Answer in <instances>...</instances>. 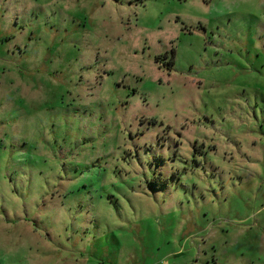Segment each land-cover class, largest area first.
I'll list each match as a JSON object with an SVG mask.
<instances>
[{
    "label": "rangeland",
    "instance_id": "obj_1",
    "mask_svg": "<svg viewBox=\"0 0 264 264\" xmlns=\"http://www.w3.org/2000/svg\"><path fill=\"white\" fill-rule=\"evenodd\" d=\"M0 264H264V0H0Z\"/></svg>",
    "mask_w": 264,
    "mask_h": 264
}]
</instances>
